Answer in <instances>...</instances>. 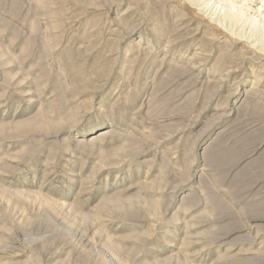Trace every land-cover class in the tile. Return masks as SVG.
Returning <instances> with one entry per match:
<instances>
[{
  "label": "rangeland",
  "instance_id": "374dc122",
  "mask_svg": "<svg viewBox=\"0 0 264 264\" xmlns=\"http://www.w3.org/2000/svg\"><path fill=\"white\" fill-rule=\"evenodd\" d=\"M208 2L0 0V264H264V0Z\"/></svg>",
  "mask_w": 264,
  "mask_h": 264
},
{
  "label": "bare ground",
  "instance_id": "6f19581e",
  "mask_svg": "<svg viewBox=\"0 0 264 264\" xmlns=\"http://www.w3.org/2000/svg\"><path fill=\"white\" fill-rule=\"evenodd\" d=\"M208 1L209 2H212L213 1L214 3H218L217 5H218V7L221 8V10L223 11V13H230V14H234L236 16H246V14H247L246 11H243L242 9H239L236 6H229L227 4H223L221 2V0H218V1L217 0H208ZM209 2H208V4H209ZM254 23H256V26L259 25V27H260L261 24H262V27H264V23H262L260 21H258V24H257V21L256 22L254 21Z\"/></svg>",
  "mask_w": 264,
  "mask_h": 264
}]
</instances>
